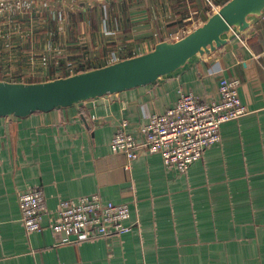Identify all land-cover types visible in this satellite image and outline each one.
<instances>
[{"label": "crops", "instance_id": "1", "mask_svg": "<svg viewBox=\"0 0 264 264\" xmlns=\"http://www.w3.org/2000/svg\"><path fill=\"white\" fill-rule=\"evenodd\" d=\"M104 1L76 19L47 7L41 29L12 34L17 59L1 69L46 82L63 66L105 67L176 41L229 0ZM248 21L149 87L0 118V264H264V11ZM224 77L240 81L248 113L221 125L220 142L186 173L166 170L158 154L129 161L111 152L122 121L140 139L147 117L173 107L179 91L211 103ZM36 188L46 213L42 230L28 233L19 196ZM93 194L129 205L131 231L78 243L53 232L60 200Z\"/></svg>", "mask_w": 264, "mask_h": 264}, {"label": "built area", "instance_id": "2", "mask_svg": "<svg viewBox=\"0 0 264 264\" xmlns=\"http://www.w3.org/2000/svg\"><path fill=\"white\" fill-rule=\"evenodd\" d=\"M193 30L186 28L180 31L179 39ZM78 71L75 65L63 66L51 75V80L71 76ZM239 85L238 79L222 78L218 99L211 103H202L191 92L179 91L173 107L162 114L147 117L140 130V139L129 133L127 121H122L112 137L111 152L123 154L129 161L138 158L140 153L158 154L166 170L186 173L208 148L220 142L221 125L248 113L238 95ZM19 208L25 231L40 232L46 213L43 191L36 188L21 194ZM130 218L129 205L104 202L99 195L93 194L77 200H60L56 221L51 228L55 233L74 236L72 242L78 243L121 237L134 226L127 224Z\"/></svg>", "mask_w": 264, "mask_h": 264}, {"label": "water", "instance_id": "3", "mask_svg": "<svg viewBox=\"0 0 264 264\" xmlns=\"http://www.w3.org/2000/svg\"><path fill=\"white\" fill-rule=\"evenodd\" d=\"M264 0H229L201 26L174 42H162L146 54L121 60L46 82L22 83L0 80V118H25L37 112H51L83 102L149 87L159 78L225 44L233 29L244 31L249 17L260 16Z\"/></svg>", "mask_w": 264, "mask_h": 264}, {"label": "rangeland", "instance_id": "4", "mask_svg": "<svg viewBox=\"0 0 264 264\" xmlns=\"http://www.w3.org/2000/svg\"><path fill=\"white\" fill-rule=\"evenodd\" d=\"M101 3H105L101 0ZM98 0H0V80L7 82L36 83L40 81L34 74H30L26 68L1 69V66L9 67L16 61V56L11 54L10 42L14 33L30 29H41L40 19L43 20L47 7L55 9L54 13H62L69 10L73 19L78 17L82 8H90L98 5ZM63 16V14H61ZM63 19H67L65 16ZM11 35V36H9ZM9 48V49H8ZM10 51V52H9ZM6 61H8L6 63ZM7 65V66H6Z\"/></svg>", "mask_w": 264, "mask_h": 264}]
</instances>
